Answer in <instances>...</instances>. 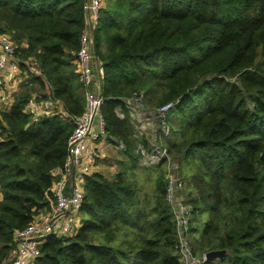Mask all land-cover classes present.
<instances>
[{
	"label": "trees",
	"instance_id": "trees-1",
	"mask_svg": "<svg viewBox=\"0 0 264 264\" xmlns=\"http://www.w3.org/2000/svg\"><path fill=\"white\" fill-rule=\"evenodd\" d=\"M83 21V0H0V33L15 42L27 71L10 107L0 109V264L14 229L52 202L51 170L62 166L72 117L83 110L74 66ZM95 53L105 70L106 129L124 143L128 166L139 154L125 99L142 91L149 110L176 101L166 145L191 167L185 195L194 253L226 249L220 264H264V0H107ZM29 58L40 74L25 65ZM46 90L66 114L31 121L24 107ZM151 167L155 195L143 205L125 167L112 179L86 176L78 233L47 237L30 264H182L164 168Z\"/></svg>",
	"mask_w": 264,
	"mask_h": 264
},
{
	"label": "built area",
	"instance_id": "built-area-1",
	"mask_svg": "<svg viewBox=\"0 0 264 264\" xmlns=\"http://www.w3.org/2000/svg\"><path fill=\"white\" fill-rule=\"evenodd\" d=\"M106 1L83 0L84 21L74 60L75 73L84 101L83 110L79 115L72 117L73 127L67 139L62 166L51 170L54 181L50 188L52 193L50 207L39 210L31 222L14 229L13 249L8 264L32 263L41 255V246L49 236L68 238L75 236L82 225L85 177L93 173L97 159L105 157L104 153H97V145L104 142L112 144L119 151L125 148L122 141L112 142L109 139L102 113L104 104L102 82L105 70L95 53V32L99 26L100 11ZM16 49L17 46L10 35L0 33V109L10 107L19 92L18 88L14 92H7V84L9 82L18 84L27 78V71L20 68ZM24 63L30 72L40 74L34 58H29ZM143 99L142 91H134L125 99L131 110V122L138 131L135 153L139 154V165H161L164 168L165 199L173 210L177 237L175 247L182 264H205L207 261L204 254L197 255L193 250L189 234L192 209L186 201L185 181L179 173V162L171 157L166 145V139L171 132L169 114L176 101H167L149 110ZM24 111L31 121L41 116L66 114L60 99L49 94L40 97L36 93L29 97ZM116 113L123 116L118 107ZM143 116L152 121V126L160 131L163 143L148 139L145 145L138 141L142 136L140 132L144 122Z\"/></svg>",
	"mask_w": 264,
	"mask_h": 264
},
{
	"label": "rangeland",
	"instance_id": "rangeland-1",
	"mask_svg": "<svg viewBox=\"0 0 264 264\" xmlns=\"http://www.w3.org/2000/svg\"><path fill=\"white\" fill-rule=\"evenodd\" d=\"M25 81L18 84V89L20 91L21 84ZM23 88V87H22ZM36 91L41 92L42 90L35 85ZM35 92V91H34ZM33 93V92H32ZM113 148L106 152V158L102 162L103 165L99 167V170L103 168L102 172H105V176L108 178H114L115 174L120 170V168L125 167V177L127 180L137 188L138 195L140 196L142 205L145 203L146 200L149 202L152 201L155 195V178L157 176V171L155 167H148V166H141L136 165L133 167L128 166L126 163L125 158L121 151L116 149L114 146ZM135 151V147H134ZM177 160V159H176ZM180 164L182 165L180 176L187 181L186 175L191 172V167L188 165H184V160L181 159ZM103 172V173H104ZM221 261H211V264H220ZM222 264H229V262L225 261Z\"/></svg>",
	"mask_w": 264,
	"mask_h": 264
},
{
	"label": "crops",
	"instance_id": "crops-1",
	"mask_svg": "<svg viewBox=\"0 0 264 264\" xmlns=\"http://www.w3.org/2000/svg\"><path fill=\"white\" fill-rule=\"evenodd\" d=\"M22 45H25V43L24 42H22ZM19 84V83H18ZM18 84L16 83V82H9L8 84H7V89H6V91L7 92H14L17 88H18ZM37 92V91H36ZM47 93H48V90H46V95H47ZM37 94V93H36ZM41 94V93H40ZM119 108V111L121 110V112H122V115H123V109L121 108V107H118ZM127 108H128V106H127ZM128 110H129V114L131 115V110L128 108ZM144 117V122H143V124H142V129H141V132H140V134L143 136V139L145 140V144L147 145V140L149 139V140H151V141H153V140H156L157 142H161V143H163L164 142V139H163V137L160 135V131L159 130H157V129H155L153 126H152V121H149L148 120V118L146 117V116H143ZM133 119H135V118H133ZM132 120V119H131ZM138 120V119H137ZM136 120V121H137ZM136 123V122H135ZM135 129V128H134ZM137 132L138 131H136L135 130V133H136V136L138 137V135H137ZM139 134V133H138ZM139 134V135H140ZM103 144H99V145H97V147H96V151H97V153H104L105 154V157L103 158V159H97V162H96V165H95V167L93 168V172H98V173H101V174H105V172L103 173L102 172V170H103V168H101L100 170H99V167L101 166V165H103L102 164V162L105 160V158H106V152L108 151V150H110V149H112L113 147H112V144H109V143H104V142H102ZM121 153H122V151H121ZM123 154V153H122ZM124 156V155H123ZM125 158V157H124ZM128 159H126L125 158V161H126V163H128V161H127ZM105 176V175H104ZM9 258H10V255L7 257V259L5 260V262H4V264H8L9 262H8V260H9Z\"/></svg>",
	"mask_w": 264,
	"mask_h": 264
},
{
	"label": "water",
	"instance_id": "water-1",
	"mask_svg": "<svg viewBox=\"0 0 264 264\" xmlns=\"http://www.w3.org/2000/svg\"><path fill=\"white\" fill-rule=\"evenodd\" d=\"M206 261L223 260L228 254L226 249H213L203 253Z\"/></svg>",
	"mask_w": 264,
	"mask_h": 264
}]
</instances>
